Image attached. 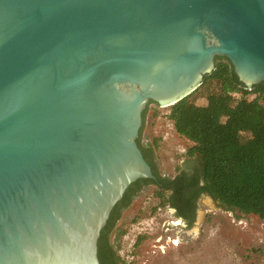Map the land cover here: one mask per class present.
<instances>
[{"label":"water","instance_id":"1","mask_svg":"<svg viewBox=\"0 0 264 264\" xmlns=\"http://www.w3.org/2000/svg\"><path fill=\"white\" fill-rule=\"evenodd\" d=\"M217 57L264 81V0H0V264H99L116 204L156 179L148 103L191 95Z\"/></svg>","mask_w":264,"mask_h":264},{"label":"trees","instance_id":"2","mask_svg":"<svg viewBox=\"0 0 264 264\" xmlns=\"http://www.w3.org/2000/svg\"><path fill=\"white\" fill-rule=\"evenodd\" d=\"M210 88V105L190 100L193 94ZM168 109L167 118L177 134L191 143L184 165L177 167L174 177L162 175L156 162L159 140L144 144L142 126L137 144L143 156L146 151L150 154V160L147 155L144 158L156 179H139L130 185L111 212L107 238L119 227L124 211L148 186H154L161 204L173 209L176 217L189 226L196 220L203 195L212 197L226 210L254 214L264 220V81L249 89L239 80L231 62L217 57L216 69L203 84ZM111 253V264H125L118 250Z\"/></svg>","mask_w":264,"mask_h":264},{"label":"rangeland","instance_id":"3","mask_svg":"<svg viewBox=\"0 0 264 264\" xmlns=\"http://www.w3.org/2000/svg\"><path fill=\"white\" fill-rule=\"evenodd\" d=\"M211 91L197 92L190 100L210 105ZM168 113V107L149 105L141 140H159V172L174 177L191 143L177 134ZM118 226L117 250L125 264H264V220L226 210L210 196L199 199L196 220L189 226L161 204L154 186H148L124 211Z\"/></svg>","mask_w":264,"mask_h":264},{"label":"flooded vegetation","instance_id":"4","mask_svg":"<svg viewBox=\"0 0 264 264\" xmlns=\"http://www.w3.org/2000/svg\"><path fill=\"white\" fill-rule=\"evenodd\" d=\"M151 104H155V102L151 103ZM139 137H140V135H139ZM146 155H147L148 159L150 160L151 157L147 151H146ZM146 155H144V156H146ZM110 225H111V223L108 224V221H107L106 225L102 228L100 235H99V238L97 240V257H98L99 264H111V254H112L111 252L113 251V249H115L117 251V243H118V239L120 236V228L117 227L114 230H112V232H110L109 238H107Z\"/></svg>","mask_w":264,"mask_h":264}]
</instances>
